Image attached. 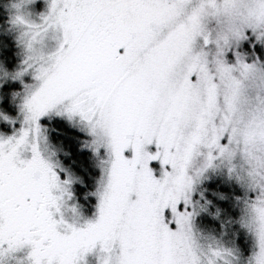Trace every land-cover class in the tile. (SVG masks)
I'll return each mask as SVG.
<instances>
[{"label": "snow or ice", "instance_id": "6c2138e0", "mask_svg": "<svg viewBox=\"0 0 264 264\" xmlns=\"http://www.w3.org/2000/svg\"><path fill=\"white\" fill-rule=\"evenodd\" d=\"M11 7L0 264H264V0Z\"/></svg>", "mask_w": 264, "mask_h": 264}, {"label": "rangeland", "instance_id": "374dc122", "mask_svg": "<svg viewBox=\"0 0 264 264\" xmlns=\"http://www.w3.org/2000/svg\"><path fill=\"white\" fill-rule=\"evenodd\" d=\"M15 2H17V0H11L9 3H8V5H7V7H6V11H7V19H8V17L10 16V15H15L16 13H15V10L11 7V4L12 3H15ZM40 2V0H38V3ZM0 6H1V3H0ZM44 9H43V7L41 6L40 8H33V9H24V11H23V14L24 15H27L28 14V12H32V18L33 19H35L37 16H38V14L40 13V12H42ZM2 16L4 17V13L2 14ZM8 23V22H7ZM5 24H6V22H5ZM7 35L9 36V37H11L12 39H13V41H14V39H15V35H16V32H15V30H10V26H9V24H8V27H7ZM3 33L2 32H0V35H2Z\"/></svg>", "mask_w": 264, "mask_h": 264}, {"label": "trees", "instance_id": "16d2710c", "mask_svg": "<svg viewBox=\"0 0 264 264\" xmlns=\"http://www.w3.org/2000/svg\"><path fill=\"white\" fill-rule=\"evenodd\" d=\"M11 0H0V3H1V6H0V32H2L3 34L0 35V36H4L6 35L7 38H8V41L9 43H12L13 46H14V41L11 37H9L7 35V27H8V19H7V11H6V7L8 5V3L10 2ZM4 13V17L2 16V14ZM6 22V24H5Z\"/></svg>", "mask_w": 264, "mask_h": 264}]
</instances>
